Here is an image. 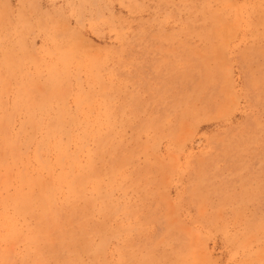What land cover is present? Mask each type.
Here are the masks:
<instances>
[{
	"label": "rangeland",
	"instance_id": "1",
	"mask_svg": "<svg viewBox=\"0 0 264 264\" xmlns=\"http://www.w3.org/2000/svg\"><path fill=\"white\" fill-rule=\"evenodd\" d=\"M0 264H264V0H0Z\"/></svg>",
	"mask_w": 264,
	"mask_h": 264
}]
</instances>
